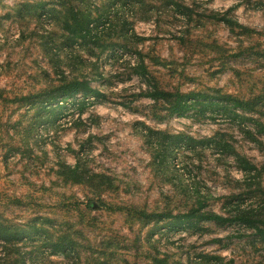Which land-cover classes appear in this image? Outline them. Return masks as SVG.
<instances>
[{
  "label": "rangeland",
  "instance_id": "374dc122",
  "mask_svg": "<svg viewBox=\"0 0 264 264\" xmlns=\"http://www.w3.org/2000/svg\"><path fill=\"white\" fill-rule=\"evenodd\" d=\"M77 82L90 90L55 109ZM146 83L206 99L163 122ZM222 97L249 103L246 119ZM235 155L255 166L252 185ZM77 159L115 189L88 203L64 185L59 166ZM234 202L264 215V0H0V259L264 264L261 233L196 218ZM62 234L75 244L57 256Z\"/></svg>",
  "mask_w": 264,
  "mask_h": 264
},
{
  "label": "trees",
  "instance_id": "16d2710c",
  "mask_svg": "<svg viewBox=\"0 0 264 264\" xmlns=\"http://www.w3.org/2000/svg\"><path fill=\"white\" fill-rule=\"evenodd\" d=\"M74 20L75 17L71 19V21ZM89 90L90 89L88 85L84 82L71 83L69 85H66L65 87H62L59 91L56 92L55 95H53V97H51V105H54L55 109H57L60 106H63L62 104H64L66 99L76 97L77 95H80L83 92L86 93ZM141 91L142 95H140V97L152 100L155 105L165 106V116L153 117L163 122L170 117L187 116L189 113L193 112L197 108V106L202 102V100L206 99V97L201 94L183 95L182 92H163L158 90V88L156 87H150V85L147 83L144 87L141 88ZM36 95L42 97L48 96L49 93H42L41 91ZM59 97H61L60 100L58 99ZM220 100L221 103L224 105L222 110L230 114L233 119H246L242 117V113L247 112V110L251 108V105L249 103L241 102L232 97H222L220 98ZM240 124L241 123L239 122L238 127L240 128V130L238 131H240L241 135H243L245 138L251 139L254 143H259L262 145L260 141L254 138V132L252 131L253 129L250 126L245 125L244 127H241ZM215 145L216 148L222 147V144L219 142H216ZM235 160L240 164V170L243 172L244 176L249 179V186L252 185L255 181V177L249 172H251V170H255V166L250 164L245 159L241 158L239 155H235ZM56 175L62 179V183L64 185L71 184L86 188L92 197V199H88V203H91L94 198H100L103 193H107L115 189L113 181L109 177H107L103 173H90L85 169V164H83L80 159L76 160L75 166L63 163L59 166ZM235 203L237 202H234V205ZM258 211L259 209H245L242 208L240 205L236 204L235 211H231L230 213H228V216L210 213L201 215L196 214V218H199L201 221L214 223L218 226L227 224L229 226L235 224H242L245 225L247 228L255 230L257 233H261L264 237V215L261 217V219L260 215L257 214ZM149 218L157 219L156 222H158V220L160 222L170 220V217H166L164 215H149ZM189 218H191L190 215L184 217L183 222L187 228H193L195 226V222L189 220ZM0 232L8 233L10 232V229L5 228L3 224H0ZM74 244L75 241L70 239V235L62 234L53 243V247L55 248L54 254L57 256H66L69 254V252H72L71 250L72 247H74ZM1 262L17 264L16 260L11 261V259H0V263ZM162 263L165 264L163 261Z\"/></svg>",
  "mask_w": 264,
  "mask_h": 264
}]
</instances>
